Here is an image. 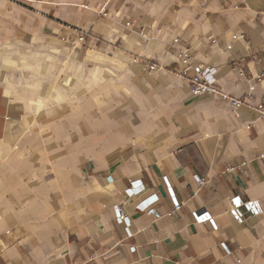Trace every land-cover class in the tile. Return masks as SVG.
I'll list each match as a JSON object with an SVG mask.
<instances>
[{
	"label": "crops",
	"instance_id": "obj_1",
	"mask_svg": "<svg viewBox=\"0 0 264 264\" xmlns=\"http://www.w3.org/2000/svg\"><path fill=\"white\" fill-rule=\"evenodd\" d=\"M49 40L121 71L135 98L123 115L76 111L59 131L19 130L25 104L7 62ZM183 47L226 92L251 93L238 115L218 95L193 94ZM263 60L264 0H0V264H264ZM66 81L114 95L123 85L99 65ZM165 177L183 205L173 216ZM133 179L145 190L129 196ZM143 199L159 215L140 210ZM231 199L262 211L239 221Z\"/></svg>",
	"mask_w": 264,
	"mask_h": 264
},
{
	"label": "rangeland",
	"instance_id": "obj_2",
	"mask_svg": "<svg viewBox=\"0 0 264 264\" xmlns=\"http://www.w3.org/2000/svg\"><path fill=\"white\" fill-rule=\"evenodd\" d=\"M13 58L16 61L7 62L12 69L9 86L25 104L18 121L21 131H59L61 122L77 116L76 111L85 117L96 115L95 112L103 117L113 110L123 115L125 103L135 99L123 74L113 63L82 61L75 47L65 41L49 40L35 46H21ZM79 65L86 70L99 65L106 78H117L123 85L114 95L107 88H88L80 81L67 82Z\"/></svg>",
	"mask_w": 264,
	"mask_h": 264
},
{
	"label": "built area",
	"instance_id": "obj_3",
	"mask_svg": "<svg viewBox=\"0 0 264 264\" xmlns=\"http://www.w3.org/2000/svg\"><path fill=\"white\" fill-rule=\"evenodd\" d=\"M101 14L108 16V12L104 10L99 11ZM237 36V35H236ZM179 38H175L173 40V45L175 43L179 42ZM180 63L183 65L182 73L184 75H187L189 72H191L187 79L189 81L191 90L194 95H218L220 98H222L224 101L230 103L234 109L236 110V114L238 115L237 108L244 102L247 101V99L250 97L251 93L247 94V96L243 98L236 97L231 95L230 93L226 92L222 87H220L217 84L216 79V69L212 66H206L204 64L198 63L194 54L189 48H179V55H178ZM157 65L155 63L150 64V68L154 69ZM260 77L264 78V60L262 63V71L260 74ZM255 110L261 115L264 116V99L262 103L255 107ZM250 128V125L248 126ZM196 178L201 181V179L196 176ZM169 194L173 201V208L167 213L169 216L176 215L180 213L182 210V203H180L173 191V188L169 182V179L167 177L164 178ZM145 190L144 185L140 182V179H133L130 181V186L127 189L126 193L129 196L138 195L141 194ZM239 201L238 199H231V212L235 215V217L239 221H243L245 219L246 213L251 214H259L262 211V208L258 201H247V202H241L237 203ZM154 202L148 201V199H143L140 201L137 205V207L140 210L148 211L151 213H156V209L152 207ZM116 219L119 223H122L124 225L126 236L132 237L133 231L131 229V217L124 213L120 207H116ZM156 215H159V213H156ZM194 215L199 222H205L209 221L216 227V223L214 222V219L211 217V215L208 212L205 213H198L194 211ZM222 248L226 252H230V249L228 245L225 242L221 243ZM135 246H132L131 249L134 251Z\"/></svg>",
	"mask_w": 264,
	"mask_h": 264
},
{
	"label": "snow or ice",
	"instance_id": "obj_4",
	"mask_svg": "<svg viewBox=\"0 0 264 264\" xmlns=\"http://www.w3.org/2000/svg\"><path fill=\"white\" fill-rule=\"evenodd\" d=\"M237 203H239V201H237Z\"/></svg>",
	"mask_w": 264,
	"mask_h": 264
}]
</instances>
